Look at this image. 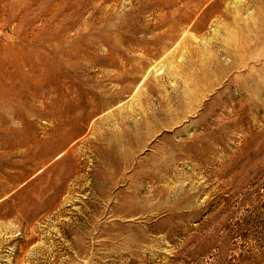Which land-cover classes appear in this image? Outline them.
Here are the masks:
<instances>
[{"label": "rangeland", "instance_id": "rangeland-1", "mask_svg": "<svg viewBox=\"0 0 264 264\" xmlns=\"http://www.w3.org/2000/svg\"><path fill=\"white\" fill-rule=\"evenodd\" d=\"M0 264H264V0H0Z\"/></svg>", "mask_w": 264, "mask_h": 264}]
</instances>
